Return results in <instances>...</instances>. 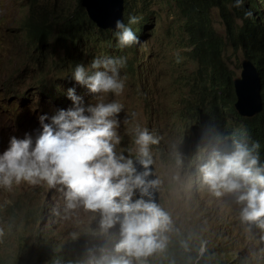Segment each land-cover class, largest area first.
Wrapping results in <instances>:
<instances>
[{
    "label": "clouds",
    "instance_id": "obj_1",
    "mask_svg": "<svg viewBox=\"0 0 264 264\" xmlns=\"http://www.w3.org/2000/svg\"><path fill=\"white\" fill-rule=\"evenodd\" d=\"M95 1L108 15H113L109 19L112 26L101 27L91 18L83 0H80L76 8L66 15L78 13L80 8L87 13L89 22L82 27L81 41L76 40L75 45L81 43L89 48L93 44L86 24H95L105 35L114 32L112 35L118 38L120 48L135 47V44L145 38V32L140 38L131 25L146 31L148 23L154 18L150 5L152 0H140L138 3L137 0H131L130 13L123 12V9L126 11L127 0ZM171 1L183 18V0ZM195 5L194 0H187L189 10H194ZM33 6L22 21L21 28L25 38H29L35 48L44 51L49 40L44 44L37 37L36 25L49 18L52 13L39 15L36 12L37 6ZM225 6H229V13L233 15L235 24L242 27L249 18L256 23L264 20V0H221L220 5L212 7L211 18L214 8L217 7L222 14ZM241 7L246 11L245 14ZM120 18L125 19L128 24ZM223 23L225 35L216 34L224 42L227 27L224 19ZM12 28L15 32L18 26ZM179 33L186 34L181 26ZM226 47L231 46L223 47L222 59L228 67L224 58ZM232 49L235 53L242 50L245 54L243 48ZM245 56L240 76L236 77L229 67L228 69L233 75L236 95L235 81L243 79L244 62L250 61L256 68L262 109L250 117L242 116L235 106L237 96L233 107V111L241 118L252 119L264 110L262 78L253 60L246 54ZM77 59L76 53L67 52L61 56L56 66L69 65ZM42 60L39 59L38 65L47 62L46 58ZM126 63V56L114 55L113 58L105 59L97 57L87 67L84 64L76 65L73 70L74 79L69 77L70 81L63 82V85L62 82L57 85L40 83L41 96L59 99V105L49 123L45 116L49 111H42L34 120L17 124L14 130L8 129L3 149V141L0 139V187L22 186L24 184L21 182L27 181L28 185L43 184L60 194L67 205L58 211L57 223L71 227L69 243H74L67 249L62 243H54L56 237H61L62 231L53 233L55 238L51 239L49 233L40 230L36 235L39 237L38 244H35L33 236L30 241L22 240L3 249L0 264H39L37 257L44 258L46 264H176L177 259L185 264H205L206 261L208 264H219L206 259V247H219L218 253L225 255L220 244L207 237L200 241L195 252H192L194 241L187 238L186 234H176L179 240L174 238L173 243H170L167 233L172 230L173 222L170 214L161 208L159 187L162 175L157 172V163L161 157L158 156L159 148L155 145L159 142L158 139L163 143V136L159 133L153 135L148 128L137 125L133 137L136 146L133 158L117 152V147L121 144L118 116L124 106L115 100L105 102L104 96L110 93L117 96L122 94L125 81L120 76V69ZM36 65H33V70ZM39 72L42 74L41 78H46L54 70L48 69L46 75L44 70ZM191 87L192 85L189 86V93ZM92 94V101L95 102L85 104L84 101ZM12 97L14 95L5 96L0 107L5 105L6 99ZM183 106L186 108L185 114L180 113L179 117H186L192 123L193 130L203 129L201 136L211 135L217 127L223 128L225 125L235 128L236 132L235 139L228 148L214 149L212 152L208 151L207 155L203 151L188 150L185 142L177 145L173 153L182 158V167L189 179L187 189L191 185L195 188L188 189L190 192H205L210 197L212 195L218 198L217 201L233 204L239 221L243 222L238 227L240 238L247 244H261L264 248V127L254 137L244 130L243 124H229V113L235 116L229 111L231 108L225 110L226 124H222L219 117L209 114L210 98L205 99L202 104L192 93ZM131 117L134 120L136 113H131ZM127 122L126 119L125 123ZM76 215L81 217L76 219L78 233L73 229ZM91 221L93 228L87 234L91 229L88 227ZM24 228L25 223H22L21 229ZM101 228L115 237L112 242L106 240ZM4 231L0 204V236ZM203 245L205 248H202ZM225 257L229 261L227 264H235L237 260H241L239 254ZM70 259L72 261H68ZM220 262L226 264L223 260Z\"/></svg>",
    "mask_w": 264,
    "mask_h": 264
},
{
    "label": "rangeland",
    "instance_id": "obj_2",
    "mask_svg": "<svg viewBox=\"0 0 264 264\" xmlns=\"http://www.w3.org/2000/svg\"><path fill=\"white\" fill-rule=\"evenodd\" d=\"M79 1L0 0V103L5 96L14 95L6 99L5 105L0 107V139L3 141L1 149L6 141L7 130H14L17 124L34 120L42 111H49L45 114L49 123L59 105V99L41 96L40 83L57 85L62 82L63 85V82L70 81L69 77L74 79L73 70L76 65L84 64L87 67L90 61L97 57L105 59L113 58L114 55L126 56L127 63L120 69V76L125 81L124 91L119 96L106 94L104 100H115L124 106L118 116L121 144L117 147V152H123L133 158L136 152L133 137L137 125L148 128L153 135L159 133L163 136V143L158 139L159 142L155 145L160 148L158 156L161 157L157 163V172L162 175L159 187L161 208L170 214L173 222L172 230L167 233L170 243H173L174 238L179 240L176 234H186L187 238L194 241L192 252H195L200 241L207 237L220 244L227 257L239 254L241 260H237L235 264H264L262 245L247 244L240 238L238 227L243 222L239 221L236 207L223 200L217 201L218 198L212 195L210 197L205 192H190L188 189L195 187L189 185L187 189L189 179L182 167V158L173 153L180 142H185L188 150L203 151L207 155L208 151L228 148L236 134L235 128L225 125L223 128L217 127L211 135L201 136L203 129L193 130L192 123L186 117H179L180 113L185 114L186 108L183 104H187L191 96L187 76L195 71L197 66L187 58L186 48L179 33L183 18L175 4L171 0L150 2L154 18L148 23L145 38L140 40L137 48H120L116 36L110 33L105 35L95 24H86L88 34L93 40L89 48L81 43L74 44V40L81 41L80 33L68 34V40L63 42L59 31L56 30L44 51L35 48V44L25 38L21 23L33 9V4L37 6L36 12L39 15L52 13L60 22L76 8ZM138 2L140 0L136 1ZM123 12L130 13L124 9ZM212 20L216 33L224 36L225 25L217 7L212 10ZM16 26L18 28L13 32L12 27ZM67 52L76 53L78 59L57 68L58 60ZM44 58L47 62L38 65L39 59ZM224 58L236 77L240 76L242 63L246 58L243 51L235 53L232 47H226ZM34 64L37 65L33 70ZM48 69L54 70V73L41 78L39 71L44 70L46 75ZM93 96L94 94L84 103H90ZM133 112L136 113L134 120L131 117ZM228 119L229 124L233 126L242 124L241 120L230 113ZM21 183L24 185L0 187L5 229L0 236V248L3 250L22 240L30 241L33 236L35 244H38L39 237L36 235L42 230L49 233L51 239L55 238L53 233L62 231L61 237H56L54 243H62L70 249L74 244L69 243L71 227L57 223L58 211L63 210L67 203L60 194L54 193L43 184L28 185L27 181ZM56 213L58 217L55 216ZM77 218L81 217L75 216L73 229L78 233ZM22 223H25L24 229H21ZM77 224L80 225L79 222ZM88 227L91 229L87 234L93 228V221ZM101 230L106 233L102 228ZM114 238L108 235L106 240L112 242ZM202 248H205V245ZM218 248L206 247L209 250L206 259L219 264L220 260L229 262L225 255L218 253Z\"/></svg>",
    "mask_w": 264,
    "mask_h": 264
},
{
    "label": "trees",
    "instance_id": "obj_3",
    "mask_svg": "<svg viewBox=\"0 0 264 264\" xmlns=\"http://www.w3.org/2000/svg\"><path fill=\"white\" fill-rule=\"evenodd\" d=\"M194 1L196 2L195 9L189 10L187 0H183L181 7L185 13L183 15L185 21L180 25L186 33L181 35V40L186 48L187 58L197 66L195 71L187 76L190 85H192L191 93L197 96L202 104L205 99L210 98L211 109L209 114L219 117L222 124H226L227 113L225 110L231 108L232 110L229 111L241 120L244 130L256 137L261 127H264V110L259 116L252 119L241 118L233 111L236 102L233 75L225 66L222 53L223 47L228 45L235 49L243 48L247 57L253 60L262 78V101L264 105V20L262 19L256 23L249 18L246 25L242 27L235 24L233 15L229 13V6H225L221 14L227 25L226 40L223 42L216 34L211 18L212 7L220 5L221 0H205V2L199 3V0ZM130 3L131 0H127L126 11H129ZM240 9L245 14L246 11L243 7ZM86 14V11L80 8L78 13H71L62 18L60 22L57 21L55 15L51 14L49 18L40 21L36 25L37 37L44 44H47L52 34L58 30L60 38H63V42H66L69 38L66 37L68 34H79L85 23L89 22ZM125 23L128 24L126 20ZM131 27L138 37H143L145 30L136 25H131ZM108 33L113 34L114 32ZM190 113H193V111H190ZM261 164H263L262 161ZM2 251L0 248V253ZM63 257H65V254H63ZM37 259L39 264H46L42 257H37ZM68 261H72V259ZM224 262L227 264L226 261ZM176 264L185 263L177 259Z\"/></svg>",
    "mask_w": 264,
    "mask_h": 264
},
{
    "label": "water",
    "instance_id": "obj_4",
    "mask_svg": "<svg viewBox=\"0 0 264 264\" xmlns=\"http://www.w3.org/2000/svg\"><path fill=\"white\" fill-rule=\"evenodd\" d=\"M89 14L101 27L108 28L112 24L109 21L113 15H108L95 0H83ZM235 104L242 116L250 117L262 109L260 98V81L256 68L250 61L244 62L243 79H237Z\"/></svg>",
    "mask_w": 264,
    "mask_h": 264
},
{
    "label": "bare ground",
    "instance_id": "obj_5",
    "mask_svg": "<svg viewBox=\"0 0 264 264\" xmlns=\"http://www.w3.org/2000/svg\"><path fill=\"white\" fill-rule=\"evenodd\" d=\"M120 20H122V21L125 23V19L120 18ZM125 24H126V23H125ZM135 47L137 48V47H138V44H135ZM143 69H144V68H143ZM159 149H160V148H159ZM57 209H59V208H57ZM52 212H53V211H52ZM55 216L58 217V214L56 213ZM57 219H58V218H57ZM59 225H61L60 222H59ZM107 232H108V231H106V233H105V238L108 236ZM234 258H236V256H235Z\"/></svg>",
    "mask_w": 264,
    "mask_h": 264
}]
</instances>
